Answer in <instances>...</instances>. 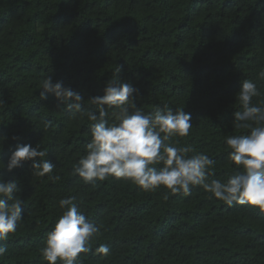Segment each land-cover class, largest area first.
<instances>
[{
	"label": "trees",
	"instance_id": "trees-1",
	"mask_svg": "<svg viewBox=\"0 0 264 264\" xmlns=\"http://www.w3.org/2000/svg\"><path fill=\"white\" fill-rule=\"evenodd\" d=\"M116 66L145 113L164 104L191 113L190 135L173 143L214 159L210 179L226 181L239 169L225 139L250 131L232 125L240 82L253 80L261 91L253 102L264 100V0H0V161L17 144L40 143L60 177L34 175L30 161L0 169L3 180L19 181L24 200L16 233L0 241L8 247L0 264H47L40 249L62 214L59 201L72 196L101 229L82 264H264L259 209L228 207L199 186L165 199L164 188L145 192L114 178L86 185L71 174L90 122L58 108L53 94L41 100L38 86L52 75L95 111L88 99L104 94ZM100 244L109 245L107 258L95 254Z\"/></svg>",
	"mask_w": 264,
	"mask_h": 264
},
{
	"label": "clouds",
	"instance_id": "clouds-1",
	"mask_svg": "<svg viewBox=\"0 0 264 264\" xmlns=\"http://www.w3.org/2000/svg\"><path fill=\"white\" fill-rule=\"evenodd\" d=\"M120 71L116 66L102 96L88 99L95 111L86 110L84 97L63 81L54 82L52 75H47L38 86L41 100L53 94L58 108L66 105L73 116H86L90 122V140L85 154L73 165V176L93 186L97 181L114 178L131 181L145 192L164 188L167 190L165 199L176 194L189 196L192 189L199 186L228 207L247 205L264 212V100L253 102L261 96L253 80L240 82L235 94L240 110L233 113L232 125L250 131L246 135L226 137V146L231 149L228 157L239 170L222 181L210 179L215 175L214 159L202 152L189 155L194 153L190 145L177 146L179 140L173 143V138L190 135L191 113L184 108L173 109L168 104L156 105L152 112L145 113L137 107L138 89L131 82L121 81L117 75ZM258 79L264 81V71L258 73ZM4 104L0 99V108ZM110 116L114 118L111 123ZM50 126V122L45 123V128ZM3 139L0 137V141ZM48 154L40 143L35 146L17 144L7 163L0 161V169L12 172L30 161L34 175L47 176L55 182L60 177L53 174L55 164L45 159ZM20 191L18 180L0 178V241H7L15 234L24 219ZM59 208L62 214L40 249L42 259L47 264H82L81 254L92 251L100 226L80 210L75 196L61 199ZM110 251L108 244H100L95 254L107 258ZM7 253V245L0 243V259Z\"/></svg>",
	"mask_w": 264,
	"mask_h": 264
}]
</instances>
